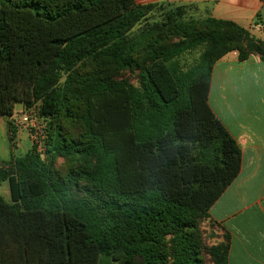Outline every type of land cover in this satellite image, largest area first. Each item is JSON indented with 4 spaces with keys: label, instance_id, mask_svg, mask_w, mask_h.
Instances as JSON below:
<instances>
[{
    "label": "trees",
    "instance_id": "16d2710c",
    "mask_svg": "<svg viewBox=\"0 0 264 264\" xmlns=\"http://www.w3.org/2000/svg\"><path fill=\"white\" fill-rule=\"evenodd\" d=\"M154 10L158 18L133 34ZM198 49L194 64L182 62ZM231 52L241 62L264 60V41L172 3L0 0V116L40 103L50 138L48 164L34 146L0 170L11 198L0 196V264H204L195 220L221 229L209 211L241 167L236 141L208 102L213 67ZM108 62H135L142 89L81 82L74 104L94 143H69L59 82ZM55 153L93 154L99 164L87 177L97 189L85 176L59 177ZM222 232L224 245L209 249L215 264H228L230 235Z\"/></svg>",
    "mask_w": 264,
    "mask_h": 264
},
{
    "label": "crops",
    "instance_id": "0c3cea01",
    "mask_svg": "<svg viewBox=\"0 0 264 264\" xmlns=\"http://www.w3.org/2000/svg\"><path fill=\"white\" fill-rule=\"evenodd\" d=\"M137 1L188 7L198 18L233 22L264 41V0ZM208 102L241 152L239 174L210 217L230 235L228 264H264V60L224 56L213 67Z\"/></svg>",
    "mask_w": 264,
    "mask_h": 264
},
{
    "label": "rangeland",
    "instance_id": "374dc122",
    "mask_svg": "<svg viewBox=\"0 0 264 264\" xmlns=\"http://www.w3.org/2000/svg\"><path fill=\"white\" fill-rule=\"evenodd\" d=\"M138 4V1L135 0ZM153 13V14H152ZM151 18H149L144 24L135 28L133 34L140 32L141 28H145L148 23H152L153 19H157L161 11L154 10ZM198 31H205V27L198 25ZM140 41L139 43H141ZM235 45V42H234ZM140 46V45H139ZM137 46V48H139ZM201 50L191 51L183 56L182 62L184 64L192 65L198 59ZM138 55V53L136 54ZM105 63L101 71H96L98 67L88 63L82 67L81 73L73 72L67 74L60 80L61 86L67 89V94L64 91V106L68 104L66 115L63 117V125L66 129L67 136L71 140L69 143L78 142L82 143L84 147H88L91 150V146L94 143L93 140L85 137V128L82 122V114L78 106L74 102V98L77 97L76 86L82 82H87L90 79H98L101 81H108L111 83L126 82L136 89H142V77L143 70L137 66L134 62L129 68L123 67L116 62ZM116 63V64H115ZM140 65L143 66L141 60ZM71 89H68L70 88ZM73 101V102H72ZM75 103V104H74ZM41 104L38 103L31 108H26L22 104H16L14 107L13 115L11 117L0 116V170L12 165L17 158L26 156L34 146H36L37 153L48 164L47 150L49 148V135H47V123L44 116L40 113ZM64 140V139H63ZM55 141V140H54ZM65 141V140H64ZM66 142V141H65ZM51 143V142H50ZM97 143L94 145L96 146ZM56 159H54L55 169L59 177L63 178H77V175L87 177V173H91L99 164V160L90 154H78L74 156H64L55 153ZM90 177V175H89ZM89 186L97 189L95 185L91 183V177ZM87 189V188H84ZM0 196L6 201L10 202L9 185L7 181L0 179ZM92 200V198H91ZM197 239L204 247L202 253V259L204 264H215L214 257L210 254L209 249L215 246L224 245L223 232L216 226L210 219L197 217L195 220ZM174 248L171 238L166 239L164 250L167 254H170ZM207 250V251H206ZM171 261H168L170 264Z\"/></svg>",
    "mask_w": 264,
    "mask_h": 264
}]
</instances>
